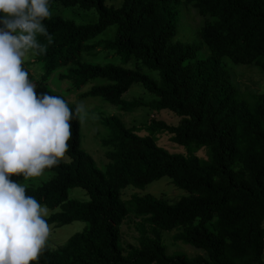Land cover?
Here are the masks:
<instances>
[{"label": "trees", "instance_id": "obj_1", "mask_svg": "<svg viewBox=\"0 0 264 264\" xmlns=\"http://www.w3.org/2000/svg\"><path fill=\"white\" fill-rule=\"evenodd\" d=\"M183 1L202 17L198 34L206 55L198 53L197 43L174 39L182 0H49L50 6L95 10L97 16L76 21L57 12L43 21L46 32L36 39L44 50L32 59L41 70L29 72L38 95L66 100L65 93L90 83L82 96L99 95L123 110L168 108L179 120L153 116L141 133L115 113L105 116L109 131L100 145L106 160L99 165L81 146V123L73 119L68 163L45 169L52 173L37 182L11 177L27 185L26 195L57 207L47 223L86 221L63 243L46 242L31 264H264V91L240 89L225 65L229 59L264 72V0ZM112 23L113 36L96 38ZM99 49L120 54L121 62L86 57ZM132 57L137 63L127 65ZM53 73L57 81H68L65 93L50 84ZM134 82L155 96L124 98ZM160 132L185 150L157 142ZM202 146L206 156L197 153ZM164 175L186 193L174 200L151 192L121 196L128 184L144 187ZM74 186L88 197H70ZM129 214L139 217L137 242L124 246L120 225ZM161 229H174V240L200 252H168Z\"/></svg>", "mask_w": 264, "mask_h": 264}, {"label": "clouds", "instance_id": "obj_2", "mask_svg": "<svg viewBox=\"0 0 264 264\" xmlns=\"http://www.w3.org/2000/svg\"><path fill=\"white\" fill-rule=\"evenodd\" d=\"M0 14V264H31L49 237L48 210L11 177L27 180L68 163L69 122L82 123L85 106L38 95L22 67L29 51L44 50L36 37L46 32L49 0H0Z\"/></svg>", "mask_w": 264, "mask_h": 264}, {"label": "rangeland", "instance_id": "obj_3", "mask_svg": "<svg viewBox=\"0 0 264 264\" xmlns=\"http://www.w3.org/2000/svg\"><path fill=\"white\" fill-rule=\"evenodd\" d=\"M122 0H105L107 4H119ZM51 13H61L62 15H66L72 17L76 21H90L95 20L97 13L95 10H88L82 11L77 7L67 6L62 7L60 5H52L50 6ZM202 23V17L197 12V10L187 4L185 1L182 0L180 4V14L177 20V28L174 39H179L182 41L187 42H194L198 44V53L206 55L208 53L205 46L201 44L200 37L198 34L199 25ZM116 24L112 23L109 24L104 30L99 32L96 35V38L100 37H109L113 36L115 33ZM34 53L29 51L25 57L23 58V66L28 70V72L32 74H37L41 70L39 65L33 63ZM88 58L95 57L98 60L104 61L107 60L108 57L114 59L118 62H121V55L113 56L112 52H104L102 49H99V52L93 55H86ZM225 65L227 66L231 77L237 87L242 90H249V91H256V92H263L264 91V72L256 65L253 64H243V63H234L229 59H225ZM137 63L135 58H130L127 65L133 66ZM141 70L147 72L153 77H159V73L157 70L148 68L146 66H140ZM50 84L55 88L65 93V90L68 88V81H57L56 73H53L49 78ZM58 83V84H57ZM90 86V83H86L82 85L78 91L65 93V98L68 102L74 103L75 105L83 103L85 106V113L83 114V122L80 124L81 128V146L86 149L89 153L93 155L95 160L99 165H103L105 162L106 157L104 155V147L100 145V140L102 137L107 136V129L106 125L103 123V118L109 114H117L119 117L122 118L125 124L127 125H135L140 127L141 129L139 132L144 133V121H148L153 116L157 118H161L168 123H177L179 120V116L175 114V112L171 111L168 108H163L160 111H154L149 106L142 104L139 107L135 108L134 110H123L120 109L117 105L106 102L103 100L99 95H84L80 94L82 91L86 90ZM67 92V91H66ZM124 98H133V97H140L143 99H149V97L155 96L153 93L148 91L140 82H134L132 85L122 94ZM109 134V133H108ZM157 142L167 147V149L171 151H178V150H185L184 147L170 138V134L167 132H160L157 134ZM198 149L197 153L201 156H206L205 148ZM67 157H69L66 154ZM102 162V163H101ZM52 171L44 170V173L39 177H31L27 180H22L25 182L39 181L43 175H50ZM19 181L18 183H20ZM133 192L137 193H145L151 192L157 196H162L167 198L168 200H174L185 194L186 191L176 186L168 176L164 175L157 179L152 180L151 182L147 183L144 187L134 186L132 184L126 185L121 192V196L123 198L129 197ZM70 197H77V198H87L88 195L86 191L79 187L74 186L70 188L69 191ZM48 210V214L51 213L53 210L57 209L48 207L44 204ZM139 217L134 216L133 214L127 215L120 225L121 231V239L123 245L126 246L129 243H136L137 242V235L138 232L135 228V220ZM50 232L47 242L52 245L56 246L59 243H63L69 235L72 233L81 230L86 221L83 220H73L69 223H65L62 225H54L53 223H48ZM264 225V219H263ZM174 229H161L162 238L166 244L167 251L172 252L176 249L184 250L188 254H195L200 252L201 249L196 248L189 243L182 242L180 240H174L172 238V233ZM263 260H264V251H263ZM155 264V263H152ZM260 264V263H259Z\"/></svg>", "mask_w": 264, "mask_h": 264}]
</instances>
